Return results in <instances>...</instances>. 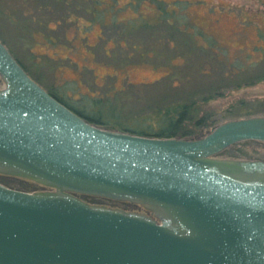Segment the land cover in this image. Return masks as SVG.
<instances>
[{"label":"water","instance_id":"1","mask_svg":"<svg viewBox=\"0 0 264 264\" xmlns=\"http://www.w3.org/2000/svg\"><path fill=\"white\" fill-rule=\"evenodd\" d=\"M0 264H264V162L221 159L264 143V117L197 140L105 130L35 83L0 42ZM78 196L142 205H90Z\"/></svg>","mask_w":264,"mask_h":264},{"label":"rangeland","instance_id":"2","mask_svg":"<svg viewBox=\"0 0 264 264\" xmlns=\"http://www.w3.org/2000/svg\"><path fill=\"white\" fill-rule=\"evenodd\" d=\"M127 1L120 0V5ZM190 1L196 3L197 0ZM204 1V4H193L188 9L191 21L226 48L231 62H239L236 58H242L259 64L261 55L256 48L264 47L257 36L258 29L263 27L262 1ZM45 3L43 0H0V40L28 69L32 77L39 79L47 89L54 88L72 99L93 92L102 94L112 89L124 90L130 96L128 111L135 113L153 106L161 96L167 95L170 89L159 86L164 82H172L176 86L173 90L175 93H205L209 86L218 84V81L200 75V69L204 67L203 69L210 70L211 65L216 66L217 62L209 65L208 59L197 56L198 53L191 51L189 45L183 44L184 40H171L165 31L161 34L151 32L125 37L127 45L121 49L113 44H117L121 37L119 31L100 28L87 22L91 17H83L82 6L89 5V0L75 1L77 6H81L80 12L74 9L69 11V1L64 8L53 2ZM144 13L143 16H149L148 12ZM130 15L132 14L129 12L119 17L122 20ZM108 39L112 43L105 47ZM131 44L140 48L133 50ZM104 48L109 56L105 55ZM201 61L206 62L205 65ZM259 71L253 69L250 72L255 74ZM240 98L249 101L264 100V82L232 91L228 97L211 105L223 110ZM256 109L260 110L256 115L264 114V107ZM242 150L252 160L264 162V146H244ZM218 158L227 157L219 155ZM21 182L24 184H19ZM0 184L21 188L26 184L29 186L28 191L33 189L30 193L55 192L54 189L31 180L14 178L2 172ZM78 198L90 205L146 213L140 204L86 200L83 196Z\"/></svg>","mask_w":264,"mask_h":264},{"label":"trees","instance_id":"3","mask_svg":"<svg viewBox=\"0 0 264 264\" xmlns=\"http://www.w3.org/2000/svg\"><path fill=\"white\" fill-rule=\"evenodd\" d=\"M43 1L46 2L45 4L53 2L60 8L66 7L69 1V11L74 9L80 12L79 9L81 8L80 5L77 6L75 4L76 0ZM259 1H262L264 5L263 0ZM89 2V5L82 6L83 17H91L87 22L98 25L100 28H110L119 31L121 37L117 40V44L113 43L114 45L122 49L127 45L124 40L125 37L131 35L135 37L137 35L150 34L151 32L161 34L165 31L170 35L171 40H174V38L178 39L179 42L184 40L183 44L189 45L191 51L198 53L196 54L197 56L207 58L209 65L212 62H217L216 66L211 65L210 70H205L203 69L204 67L200 69V75L204 78H211L215 82L218 81L217 85L215 83V85L209 86L205 90L206 92L204 91L205 93L192 91L175 93L173 90H175L176 86L170 81L164 82L159 86L170 89L167 95L161 96L160 100L153 106L132 113L128 111L130 96L124 90L115 91L112 89L102 94L93 92L91 94H83L77 99H72L70 96L68 98L62 93L60 94L54 88H45L39 79L32 77L28 69L14 57L0 40L35 83L89 124L105 130L128 133L139 137L197 140L225 122L249 117H264V114H255L260 111L256 108L264 107V100L249 101L240 98L223 110L216 109L211 105L219 99L228 97L232 91H239L264 82V47L256 48L261 55L259 64L257 62L250 63L242 58H236L239 62H231L226 48L216 38L206 34L199 26L194 24L188 16V9L191 5L204 4V0H197L196 3H192L190 0H174L172 2L163 0H128L122 5H120V0H89ZM142 10L148 12L149 16H143L145 13ZM129 12L132 14L130 17L120 19L119 16ZM257 36L264 43V13L263 27L258 29ZM111 43V40L108 39L104 45L106 47ZM198 43L201 45H198ZM138 48L140 46L131 44V49ZM104 53L109 56L106 54L105 48ZM204 63L206 62L201 61L202 65ZM253 69L260 71L254 74L255 71L253 73L250 72ZM35 70H37V66ZM2 86L0 79V88ZM139 101L137 100V102ZM251 103L258 106L254 107ZM244 146H264V143L254 141L241 142L224 150L220 156L235 160L253 161L243 152ZM19 184L22 185L24 183L21 182ZM23 186L25 187L11 186L7 188L28 193L32 192L33 189L28 191V185L25 184ZM83 198L86 200H103L86 196H83Z\"/></svg>","mask_w":264,"mask_h":264},{"label":"flooded vegetation","instance_id":"4","mask_svg":"<svg viewBox=\"0 0 264 264\" xmlns=\"http://www.w3.org/2000/svg\"><path fill=\"white\" fill-rule=\"evenodd\" d=\"M225 159H227V158H225ZM104 200V199H103ZM107 201H109V200H107ZM118 203H122V202H118ZM122 204H124V203H122ZM126 204V203H125ZM145 212L147 213V211L145 210Z\"/></svg>","mask_w":264,"mask_h":264}]
</instances>
